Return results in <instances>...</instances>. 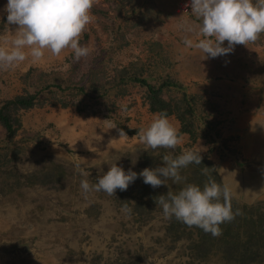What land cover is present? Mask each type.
<instances>
[{
	"label": "rangeland",
	"instance_id": "1",
	"mask_svg": "<svg viewBox=\"0 0 264 264\" xmlns=\"http://www.w3.org/2000/svg\"><path fill=\"white\" fill-rule=\"evenodd\" d=\"M136 1L141 8L137 17L123 19L121 0H93L90 21L79 37V42L89 48V54L79 61L73 60L70 48L58 55L45 49L38 61H33L25 49L23 62L14 67H0V101L23 92L28 86L23 75L30 68L35 69L31 82L42 83L39 88L59 79L70 84L62 92L56 89L51 94L45 88L43 95L49 98H45L43 106L22 112L23 127L17 139L26 150L16 156L8 154V162L0 171V264H103L110 257H113L110 264H120L125 240L128 246L152 244L155 247L160 243L157 239L163 234V229H159L161 221H141L144 225L135 222L131 235L121 230L126 227L127 218L122 211L117 215L108 207L104 213L106 218L100 222L88 221L84 212H76L78 204L87 205L106 197L104 192L83 194L79 186L82 178L88 179L90 184L95 183L96 177L107 172L114 163L126 171L133 169L146 149L136 134L151 122L154 113L144 101L145 88L128 81L123 83L121 74L140 69L135 61L145 62L152 55L153 44L167 56L184 45L185 37L194 41L202 38L198 34L199 21L191 14L190 7L185 6V0H145V4H142L144 0ZM6 2L0 0L1 20L6 16L3 11ZM133 2L123 0L124 9L129 10ZM182 24H190L192 31H183ZM7 26L6 31L0 33V47L4 48L11 47L18 28L15 24ZM118 26L127 40L121 49H115L113 41ZM223 46H227L226 41ZM193 49L187 65L195 68L196 75L204 80L227 70L241 72L239 58L252 66L264 64L263 33L255 41L236 44L232 52L215 58H206L199 49ZM72 86L74 89L70 90ZM81 86L84 92L77 90ZM244 91L247 97L242 94ZM201 92L209 97V106L213 103L218 107L216 114L223 120L224 128L230 125L229 133L237 135L231 140L236 149L234 154L222 156L223 152L216 146L210 158L216 162L222 179L235 178L241 190H254V186L264 182V129L254 134L252 121L264 120V99L260 100L258 93L251 91L243 81L238 84L225 81L218 88L208 83L203 85ZM169 121L178 128L173 118ZM121 126L133 133L120 138L117 129ZM4 136L5 130L0 125V152ZM198 146L196 144L195 148ZM209 147L208 142L199 146L200 153H206ZM161 152V148H157L146 155L160 161ZM76 164L88 173L87 177L80 176ZM47 168L61 175L68 186L59 191L58 185L42 183L49 181ZM250 171L256 176L251 177ZM16 173L20 175V182L16 181ZM27 174L35 175L27 177ZM258 192L254 190L253 193ZM237 202L240 207L243 200L238 197ZM116 220L115 227L119 229L113 237L110 223ZM99 231L105 235L97 236ZM179 247L187 251L184 243ZM173 254L167 257L172 258ZM142 264L171 262L157 257L156 253Z\"/></svg>",
	"mask_w": 264,
	"mask_h": 264
},
{
	"label": "trees",
	"instance_id": "2",
	"mask_svg": "<svg viewBox=\"0 0 264 264\" xmlns=\"http://www.w3.org/2000/svg\"><path fill=\"white\" fill-rule=\"evenodd\" d=\"M133 1L129 10L124 9L123 0L119 3L123 19H127V16L137 17V11L141 10L140 3L136 0ZM145 2L144 0L142 4H145ZM145 14L147 17L149 16L148 13ZM7 28L6 16H4L2 20L0 19V33L6 31ZM120 34V26H118L113 37L115 49H121V46L127 41L122 34L119 37ZM150 49L152 55L145 62L135 61V65L141 68L134 71L129 70L130 74H121L120 79L123 83L128 81L134 85L143 86L145 88L144 101L148 104L149 110L153 113L165 112L168 118H173L178 124L177 131L179 140H182V142L178 143L175 149L161 148L160 157L164 154H170L174 157L180 154L181 150L187 149L200 153L199 146L202 147L206 142L210 144V147L206 153H200L202 157L201 164H189L186 168L180 170V175L183 177L181 184H173L169 180L167 182L168 186L161 185L152 188L150 185L144 184L142 178L138 177L125 191L117 189L113 196L106 195L102 201H90L87 205L78 204L76 212H84L88 221L100 222L106 218L104 213L108 207L116 211L118 215L121 213V205L127 204L131 212L126 213V227L121 230L124 231L123 234L129 232L131 235L133 234L131 227L134 226L135 222L144 225L145 222L141 221L154 220L156 223L161 221L159 229H163V234L157 239V242L160 243L156 244L155 247H152V244L149 246H142V244L140 246H128L126 240L124 244L122 243L123 245L118 243L125 249V252L120 253V264H142L145 259L151 256L155 257L156 253L157 257L159 255L171 264H209L211 262L212 264H264V196L262 195L264 193L262 190L264 189V182H261V185L254 186L255 191H260L255 194L253 188L247 189V191L241 190L235 178H221L216 162L209 155L213 153L216 146L223 152L222 156L234 154L236 149L232 146L231 140L236 138L237 135L229 133L230 125L228 128H224L223 120L216 114L218 107L213 103L209 106V97L201 92L203 85L208 83L212 87L218 88L225 81L235 82L236 84L243 81L245 86L258 93L259 99L263 100L264 64L252 66L239 58L237 63L242 64L243 69L241 72L227 70L221 75L212 74L204 80L201 76L196 75L195 68L187 65L186 61L190 59V51L193 48L181 45L175 53L167 56L154 44ZM181 66L182 68L184 66V68L181 69ZM247 72H251V74L248 75ZM34 73L35 69L30 68L23 75L24 82L28 84L23 92L0 101V125L5 130V136L1 139L3 145L0 152V171L1 167L3 168L2 165L8 162V154L16 156L22 150H26V146L19 145L18 142L20 141L17 139L19 131L23 127L22 112L43 106L45 98H49V96L43 95L45 88L51 94L55 93L56 89L62 92L70 86V84H66L62 79H59V81H49L48 84L46 83V85L39 88L42 83L31 82ZM71 89H74V86ZM77 90L84 92V87L81 86ZM242 94L247 97L246 91ZM210 98L212 100L213 97L210 96ZM242 100L246 101L247 99L242 98ZM217 104L219 106L218 102ZM252 124L254 134L260 132L261 128L264 129V120H254ZM121 128L124 127L121 126ZM226 129H228V134H226ZM124 131L129 134L133 133L128 127L124 128ZM255 143L258 144V139H255ZM196 144L199 145L198 149L195 148ZM259 145L258 149L260 148ZM143 151L141 150V152ZM153 151V149H145L141 154L142 159H138V165H135L131 170L139 173L146 167L156 168L162 166L161 158L160 161H154L153 158L146 155ZM262 157H264V154H262ZM9 159L11 158L9 157ZM158 162H160V165L157 164ZM205 167H208L207 174L203 172ZM48 170L49 168H47ZM249 173H251V177L256 176L252 171ZM33 175L35 174H27L26 176L31 177ZM48 175L50 176L49 181H42V183L48 184V186L58 185L59 191L68 186V181L64 182L61 175L51 173V171H48ZM209 177L218 184L229 186L232 211L234 214L239 213L235 214L231 221L219 225V235L212 236L198 227H188L174 217L166 219L162 214V210L156 206L155 198L166 194L169 189L175 192L184 183H193L203 187ZM16 181H21L20 175L17 173ZM262 181H264V175ZM238 197L243 200L240 207V203L237 202ZM118 219L121 220V218ZM117 221L114 224L110 223L111 230L114 229L112 231L113 237L119 229L115 227L118 224ZM100 235L104 236L105 234L99 231L97 236L100 237ZM181 243H184L187 251L179 247ZM96 247L99 248L98 245ZM172 252H174L172 258H168L167 256ZM112 259L113 257H110L109 261L105 260L103 264L112 263Z\"/></svg>",
	"mask_w": 264,
	"mask_h": 264
},
{
	"label": "clouds",
	"instance_id": "3",
	"mask_svg": "<svg viewBox=\"0 0 264 264\" xmlns=\"http://www.w3.org/2000/svg\"><path fill=\"white\" fill-rule=\"evenodd\" d=\"M93 0H7L3 11L6 13V25L18 26L11 40V47H0V67H14L26 59L25 49L33 61L40 60L47 49L52 55H58L63 49L72 50V58L79 61L89 54V48L79 42V37L90 21V9ZM191 14L199 21L197 41L185 37V47L196 48L206 58H215L233 51L236 44L246 45L255 41L264 33V0H189L187 5ZM183 31L191 32L190 24H182ZM227 41V46L223 42ZM119 137L127 136L124 129H117ZM141 143L153 150L157 148L175 149L179 143L177 129L170 123L165 112L154 113L151 122L138 129ZM111 142V141H110ZM162 166L144 168L139 173L127 171L117 163L109 166L107 172L96 177L95 183L88 179L80 180V189L87 195L90 192H104L113 196L115 191L127 190L138 177L144 184L157 188L168 186V181L181 184L180 170L189 164H201L200 153L192 149L181 150L172 156L161 157ZM81 177L88 173L76 164ZM208 167L203 169L207 174ZM231 191L228 185L218 184L209 177L203 187L184 183L177 191L171 189L155 198V204L162 210L163 216L175 218L188 227H198L212 236L220 234L219 225L234 218L231 204ZM121 211L130 213L127 204L121 205Z\"/></svg>",
	"mask_w": 264,
	"mask_h": 264
},
{
	"label": "built area",
	"instance_id": "4",
	"mask_svg": "<svg viewBox=\"0 0 264 264\" xmlns=\"http://www.w3.org/2000/svg\"><path fill=\"white\" fill-rule=\"evenodd\" d=\"M189 0H185V6L188 7Z\"/></svg>",
	"mask_w": 264,
	"mask_h": 264
}]
</instances>
